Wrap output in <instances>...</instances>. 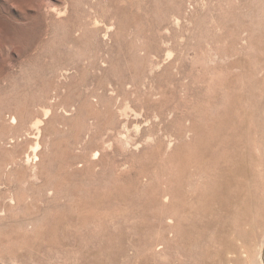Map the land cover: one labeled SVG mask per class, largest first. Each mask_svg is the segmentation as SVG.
<instances>
[{
    "label": "rangeland",
    "instance_id": "obj_1",
    "mask_svg": "<svg viewBox=\"0 0 264 264\" xmlns=\"http://www.w3.org/2000/svg\"><path fill=\"white\" fill-rule=\"evenodd\" d=\"M0 264H264V0H0Z\"/></svg>",
    "mask_w": 264,
    "mask_h": 264
},
{
    "label": "bare ground",
    "instance_id": "obj_2",
    "mask_svg": "<svg viewBox=\"0 0 264 264\" xmlns=\"http://www.w3.org/2000/svg\"><path fill=\"white\" fill-rule=\"evenodd\" d=\"M12 123H14V119L12 118V121H11ZM253 147V146H252ZM95 153H97V152H95ZM95 157V156H94ZM96 158V157H95ZM239 162V161H238ZM80 163V162H79ZM232 163V162H231ZM235 162H233V164H234ZM241 163V162H240ZM228 164V163H227ZM237 164V163H236ZM245 166L247 165V164H244ZM256 165V164H255ZM81 166V165H80ZM226 166H229V165H226ZM231 166H233V165H231ZM240 167H241V169H242V166H241V164L239 165ZM237 167V166H236ZM247 168V167H246ZM239 169V168H238ZM240 169V172L242 171ZM244 171V170H243ZM245 172V171H244ZM214 190V189H213ZM230 245V244H229Z\"/></svg>",
    "mask_w": 264,
    "mask_h": 264
}]
</instances>
